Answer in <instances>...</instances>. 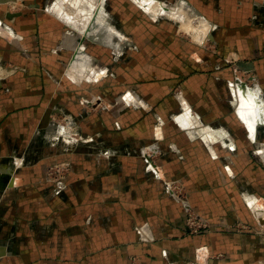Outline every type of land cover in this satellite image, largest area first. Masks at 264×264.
Instances as JSON below:
<instances>
[{
  "label": "crops",
  "instance_id": "0c3cea01",
  "mask_svg": "<svg viewBox=\"0 0 264 264\" xmlns=\"http://www.w3.org/2000/svg\"><path fill=\"white\" fill-rule=\"evenodd\" d=\"M69 1L77 7L60 0L0 3V26L17 33L0 34L2 56L22 67L0 77V264H133L132 256L137 264H264V234L251 229L258 226L255 212L264 210V117L253 126L236 113L234 73L226 67L234 61L254 74L264 98V0H188L190 11L217 26L209 49L165 32L140 38L145 25L134 3L135 16L125 18L123 0H114L110 12L103 7V15L104 0H81L101 11L97 36L84 41L97 47L98 57L82 54L77 71H69V51L61 48L70 22L60 15L69 12L75 25V13L86 7ZM149 1L157 4L146 9L154 13L161 8L183 17L187 8L185 0L171 9ZM10 2L20 6L12 9ZM205 21L200 24L208 28ZM167 25L148 23L153 30ZM112 28L147 52H134L130 70L119 66L110 77L101 63L107 43L99 37L101 29L116 33ZM122 72L152 111L115 102L129 88ZM170 83L180 84L178 98ZM248 90H240L242 98ZM91 95L103 96L110 109L84 112L79 101ZM56 109L77 122L82 140L75 148L65 151L54 138ZM182 111L208 129L187 133V121L171 119ZM156 152L154 165L145 157ZM61 159L71 162L63 191L45 175ZM174 179L186 199L166 190L163 180ZM189 208L211 223L209 231L189 232Z\"/></svg>",
  "mask_w": 264,
  "mask_h": 264
},
{
  "label": "rangeland",
  "instance_id": "374dc122",
  "mask_svg": "<svg viewBox=\"0 0 264 264\" xmlns=\"http://www.w3.org/2000/svg\"><path fill=\"white\" fill-rule=\"evenodd\" d=\"M2 1L3 0H0V3ZM66 1H67V4L69 5L70 8L77 7L76 4L74 3V1H69V0H66ZM66 1L60 0L61 3L66 2ZM127 1L123 0V3H122L123 10L124 11L126 10V12H127V13H124V17L128 18V17H134L135 16V14H133V16H132V13L130 14V9L132 7V5L130 3H134V5L137 6L139 9V13H138L139 21L145 25L144 29H141L139 32L140 38L155 37L158 34L163 36L162 34L165 32L166 37H171L174 35L181 36V37L185 38L189 43L193 44L194 46H196L198 48H208L209 49V48H211V46L215 45V36L214 35L216 32L217 26L213 25V23L210 22L207 18H205L201 15L195 14V12L193 10L190 11L188 8L191 9V3H189L188 0H185L187 8H186V12H184V14H183V17L181 16L180 13H174V12H171L170 15H167L164 13L165 14L164 15L163 13L160 12L161 8H158L156 13L149 12L148 10H146L147 7L145 8L139 0H137L139 3L135 0H127ZM159 1L162 2L163 4H165L169 9L177 8L180 4L179 3L180 0H159ZM79 2L82 3V4H80L82 7L83 6L86 7V10H83L84 12L79 11L80 14L75 13L76 17H77V15H80V19H78L76 21L75 25H74V23H71V20H70L71 15L69 12L67 13L65 10L63 13H66V15H60V17H63L62 19H64V21L70 22L69 23L70 27H68V29L64 31L63 39L61 41L62 47L59 46L62 49L69 51L70 57L68 59L69 60L68 62L70 64L69 66L71 68L69 71H72L73 68L76 69L78 65L83 64V62L81 60L84 57L82 56V58H81V55L84 53H86V54L90 53V54H93V55L98 57V55L96 53L92 52L93 49L97 50L96 49L97 47L93 46V45L89 46L88 44H86L84 42V41H90V43H92V41L94 40L93 38L86 36V33H87V30L90 26H91V29H89V30L91 32H93L94 27L96 26L95 21L98 20L100 11L102 10V15L104 14V10H103L104 8L103 7H105L108 10V12H110L111 8H113L115 6L114 0H104L101 3L102 7H101V10L99 11V9H95L94 6L96 4L94 2L87 3V2H84L81 0H79ZM8 5L12 9H18V7L20 6V5H16L15 2H10V3H8ZM64 6H66V4ZM81 6H79V7H81ZM91 9L93 10L92 12H91ZM132 9L134 11V8H132ZM93 14H94V16H93ZM109 14H108V16H109ZM68 15H70V16H68ZM201 19L206 20L205 22L208 24L207 32L205 34V37H204L203 33H201L200 35L198 34V36L195 37L196 31L194 29H195L196 25L200 24ZM85 21H87L88 24L84 23ZM113 21H114V18H113ZM108 22L110 25L115 26L114 23L111 24L112 23L111 21L108 20ZM149 22H154L155 24L167 23L168 29L153 30L148 26ZM190 24H192L194 26L193 27L194 29L190 28L189 31L187 29H184L185 25L186 26L188 25L190 27ZM147 27H149V28H147ZM3 30H5V29L2 26H0V34L7 35V37H13V35L15 36L17 34V33L10 34L8 32V30H5V31H3ZM117 31H118L117 33L110 34L112 32H107L106 29H103L100 31L101 36L99 37L100 39L105 41V43H107L105 46H101L102 49H100L101 51H104V55H105L104 57H106V60L103 61V59H102L101 63L104 65V67H107L106 72L108 73V75H110V77L114 76V71L119 66H122L123 68L127 67V70H130L129 66H130L131 62H129V58L133 55L134 52H137L138 54H143V52H144V54H146V52H147L146 46L143 47V46L138 45V43L135 41V39L129 33H126V31H122V30H120V31L117 30ZM127 32H130V31H127ZM113 38H115L114 39L115 43L112 44L113 43L112 42L110 45L109 40L110 39L113 40ZM201 39H203V40H201ZM77 40H79V44H78ZM1 42L2 41H0V71H1L0 77L1 76L3 77L5 69L18 70V69H21L22 67L19 64L11 62L2 56L1 52L4 51V46L2 45L3 43H1ZM97 52H98V50H97ZM195 54H198L197 50L192 51L188 56L192 55L193 56L192 60H194ZM117 58L120 60V62L118 60H117V62H115L116 61L115 59H117ZM79 61H81L80 64H78ZM142 63L143 62L140 61L141 67H142ZM186 63L190 64L189 60ZM175 64H176V62L170 63L171 66L172 65L176 66ZM74 65H75V67H74ZM89 65H90V63L88 64V67H87L88 71L92 70L89 67ZM226 67H230V69L234 73L233 78L231 80V85L234 87V90H235L236 96H237L236 109H235L236 113L238 115L244 116L242 113H244V110L247 109L244 106V103H247V105L249 107L254 106L256 109V114L253 115L254 118H256L258 120V122L263 121L262 117H264V98H262V96H260V94H259V90H258L259 87L257 85L255 75L254 74L252 75V73H249L248 71H246L243 68V66H241L240 63H238V62H234V61L233 62L232 61L226 62ZM76 71H77V69H76ZM79 71L81 72V69ZM84 71H86V70H84ZM65 73H66V69H65ZM83 74H85V73L83 72ZM66 76H67V73H66ZM122 76H123L124 80L122 79L123 82L121 84L124 85L125 87H129V88H127L122 93L118 94L115 98V102L121 107V109L122 108L125 109L126 107L133 106V107H137L139 109H143L145 111H152V108L148 107L149 105L147 104V102L139 94H136L133 91V89H131L129 81L125 79L126 75L124 74V72H122ZM88 78H84V79H82V81H85ZM169 81L171 83L172 82L176 83V81H174L173 79H170ZM171 83H170L171 93H172V95H174V97L178 98L180 96V93H179L180 84L178 83V84L174 85ZM110 85H114V84H110ZM107 86H109V85H107ZM254 88L256 89V91L253 90ZM248 89H250V93H248V92L245 93L247 99L245 97L242 98L240 90L245 92L244 90L247 91ZM255 101L257 102V104L259 101V106H257ZM79 102H80L81 106L83 107L84 112L96 111V110H107V109L109 110L110 109L109 103L101 95H91L90 97H82ZM119 103H121V104H119ZM119 114H120V112L117 113L116 115L119 116ZM53 115L54 116L52 117V119L55 122V126H52V127L54 129V131H53L54 135L56 134L54 136V138L57 139L60 142V144L61 143L64 144L63 147H64L65 151L67 149L68 150L72 149L73 147L75 148L76 145L78 144V140H80V141L82 140V137L80 135V130L78 128V125L76 124L77 122L74 121L71 116H68L67 111L62 110V109L54 110ZM194 117L195 116L192 113H190V112L186 113L185 111H182L180 113L173 114L171 116V119L175 122H178V123H182L184 121H187V126H189V128H187L185 130L187 133L194 131V132H198L200 134L203 132V129H208L207 127L202 128L200 126H197V123H196L197 121L194 120ZM68 145H70L71 147H67ZM157 153L158 152L152 153L149 156L146 155L145 159L155 165ZM45 171H46L45 172L46 180L51 182V183L58 184L59 189H61V191H63L65 188L62 187V184L65 183L64 181L66 180L69 172L71 171V162L67 159H61V160L52 162V163L47 165ZM163 182L165 184L166 190L168 192H170L171 194L175 195L177 199H179V198L180 199H186L185 198L186 190H185V187L180 180H178V179L163 180ZM192 214L197 216L198 218L194 221L193 226L190 228L188 225V222H189V220H190L189 218L191 217ZM255 216H256V212H255ZM256 220L258 223L257 216H256ZM186 225H187V228H188L190 233H198V232L203 231V230L209 231L212 227V225L209 221H206V219L202 218L196 211H194L191 208H189L187 210ZM197 225H201V226H197ZM237 227L240 229H243L241 227H248V226L241 225V223H237ZM257 227L251 228V229L255 230ZM132 263L137 264L136 256H132Z\"/></svg>",
  "mask_w": 264,
  "mask_h": 264
},
{
  "label": "bare ground",
  "instance_id": "6f19581e",
  "mask_svg": "<svg viewBox=\"0 0 264 264\" xmlns=\"http://www.w3.org/2000/svg\"><path fill=\"white\" fill-rule=\"evenodd\" d=\"M141 3H142V5L144 6V7H149L150 9H156L157 8V4H153V2L152 1H149V0H139ZM101 21L102 22H104L102 19H101ZM104 24V23H103ZM198 25H200L199 27H195V29L193 28L194 26L192 25V24H190V27L187 25H185L184 26V29H187L188 31L190 30V28H193L195 31H196V33H195V37H197L198 36V34L200 35L201 33H203L204 34V37H205V34H206V32H207V28L206 27H204V24L203 25H201V24H198ZM89 29H91V26L88 28V30H87V33H86V36H88V37H96L97 35H95V33L94 32H91ZM102 30V29H101ZM113 32H118V31H116L114 28H112L111 29ZM121 35V34H120ZM202 40V39H201ZM256 105V104H255ZM257 106H259V104L257 105ZM246 118H248L249 119V121H250V123L253 125L254 124V122H253V120L255 119V120H257L256 118H254V114H256V109H255V107L254 106H251V107H247V109L246 110H244V113H242ZM256 116V115H255ZM264 119V118H263ZM254 126V125H253Z\"/></svg>",
  "mask_w": 264,
  "mask_h": 264
},
{
  "label": "built area",
  "instance_id": "2783aa9c",
  "mask_svg": "<svg viewBox=\"0 0 264 264\" xmlns=\"http://www.w3.org/2000/svg\"><path fill=\"white\" fill-rule=\"evenodd\" d=\"M257 219H258V227L255 229V231L257 233H263L264 234V210H259L256 213ZM198 217L195 215H191V217L189 218V222L188 225L191 228L193 226L194 221L197 219ZM197 226H201V225H197ZM243 229H250L249 227H241Z\"/></svg>",
  "mask_w": 264,
  "mask_h": 264
}]
</instances>
